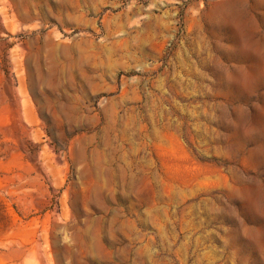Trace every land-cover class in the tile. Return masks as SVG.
<instances>
[{
    "label": "rangeland",
    "instance_id": "1",
    "mask_svg": "<svg viewBox=\"0 0 264 264\" xmlns=\"http://www.w3.org/2000/svg\"><path fill=\"white\" fill-rule=\"evenodd\" d=\"M0 264H264V0H0Z\"/></svg>",
    "mask_w": 264,
    "mask_h": 264
}]
</instances>
